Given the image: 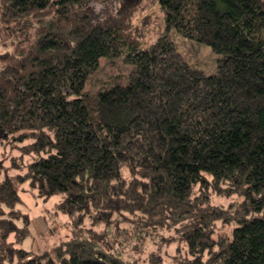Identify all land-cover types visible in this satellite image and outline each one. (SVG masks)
<instances>
[{"label": "trees", "instance_id": "1", "mask_svg": "<svg viewBox=\"0 0 264 264\" xmlns=\"http://www.w3.org/2000/svg\"><path fill=\"white\" fill-rule=\"evenodd\" d=\"M146 3L0 0V135L37 155L0 183V264H163L118 251L160 230L181 241L175 264H264V0ZM154 16L164 30L148 40ZM169 32L220 55L216 73ZM100 59L133 69L86 91ZM19 184L60 195L69 225L52 256L19 247Z\"/></svg>", "mask_w": 264, "mask_h": 264}, {"label": "rangeland", "instance_id": "2", "mask_svg": "<svg viewBox=\"0 0 264 264\" xmlns=\"http://www.w3.org/2000/svg\"><path fill=\"white\" fill-rule=\"evenodd\" d=\"M146 2L148 0H123L125 7L135 6L136 4L143 5ZM144 15L145 12H138L136 21ZM155 16L159 17L157 14ZM163 30L164 25L162 21L157 20L155 17L148 25V33L151 34L148 40H153ZM169 38L174 42L176 50L190 66L203 71L207 75L216 73L217 61L220 59V55L215 54L210 47L198 44L173 32H169ZM9 51H11L9 41L0 43V54ZM132 69L131 65L125 66L121 64V61L116 66H110L106 60L100 59L99 70L89 79L85 89L89 92H97L100 89H104L110 81L116 80L117 76L122 77L120 82L124 83L123 78ZM28 143L29 141H14L0 135V183L6 178L15 182V177L18 174L24 173L27 166L36 159L37 155L35 153H24L20 149ZM24 186L25 184L17 186L20 196L17 208L29 217V230L31 234L23 239L19 247L33 252L34 255H40L48 251L50 256H52L53 246L65 236L64 228L66 224L64 222L66 221L69 225V217L59 209L60 195H54L46 199L35 197L33 194L23 190ZM231 200L232 198L229 197L212 196L209 204L211 206H225ZM34 217L36 218L34 219ZM32 219L36 230L39 231V227H43L40 235L42 237H37L33 230L30 229ZM152 234L154 239L145 241L143 246L140 245V239L135 241V244L142 248L141 251L136 252L130 250L129 247H120L121 249L119 248L118 251L122 252L124 258L132 253H135V256L145 257L144 254L153 252L162 257L163 264H175L185 258L186 254L181 246V241H166L170 237H176L173 231L160 230Z\"/></svg>", "mask_w": 264, "mask_h": 264}, {"label": "crops", "instance_id": "3", "mask_svg": "<svg viewBox=\"0 0 264 264\" xmlns=\"http://www.w3.org/2000/svg\"><path fill=\"white\" fill-rule=\"evenodd\" d=\"M32 218H33V217H32ZM35 218H36V217H34V219H35ZM42 228H43V227L41 226V228L39 227V229H40L39 231L36 230L35 227H34L33 219H32L30 229L33 230L34 234L37 235V237H42V236H40V235H41V232H42Z\"/></svg>", "mask_w": 264, "mask_h": 264}]
</instances>
